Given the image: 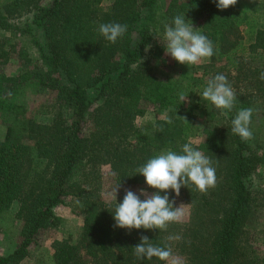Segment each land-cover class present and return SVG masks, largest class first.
Wrapping results in <instances>:
<instances>
[{
	"label": "trees",
	"instance_id": "1",
	"mask_svg": "<svg viewBox=\"0 0 264 264\" xmlns=\"http://www.w3.org/2000/svg\"><path fill=\"white\" fill-rule=\"evenodd\" d=\"M155 3L10 0L0 6V110L21 122V131L0 137V216L17 203L14 216L21 221L19 245L0 254V264H19L27 256L53 208L67 196L77 198L82 226L76 238L54 242V264H164L155 257H135L133 247L141 236L170 247L183 264H264L249 230L252 218L264 212V189L253 182L254 173L264 169V149L231 132L240 109L251 108L253 120L255 109L264 107V0H238L225 10L213 0H167L161 13ZM22 12L31 13V19L11 20ZM144 12L132 46L131 33ZM177 14L212 41L213 56L223 63V75L236 94L231 111L222 114L199 96L211 69L200 74L198 65L178 63L173 74L151 72L152 60L165 66L152 33ZM109 22L127 25L114 44L98 31ZM22 40L35 48V63ZM26 86L48 90L49 99L24 101L17 93ZM181 91L189 95L183 103ZM144 104L171 115L140 129L135 119L145 113ZM37 114L51 118L40 122L34 119ZM197 130L201 139L193 146L210 158L217 182L206 193L184 186L178 197L167 192L170 201L180 198L189 204L187 222L170 223L166 231L114 228L116 203L102 199L98 168L107 166L116 186L155 192L143 175H134L135 169L164 151L179 153Z\"/></svg>",
	"mask_w": 264,
	"mask_h": 264
},
{
	"label": "clouds",
	"instance_id": "2",
	"mask_svg": "<svg viewBox=\"0 0 264 264\" xmlns=\"http://www.w3.org/2000/svg\"><path fill=\"white\" fill-rule=\"evenodd\" d=\"M237 2L238 0H213L221 10L235 6ZM195 28L191 20H186L184 14H177L170 24L164 25L162 36L158 31L152 35L163 45L166 55L191 68L199 65L202 60L210 59L214 54L212 41L207 35L195 31ZM126 30L127 25L115 22L102 23L98 28L100 35L113 44ZM150 47L146 46L145 51H149ZM260 78L264 79V72L260 74ZM199 95L202 101L210 103L222 114H225V110L233 109L236 99V94L223 74H217L208 80ZM188 96L184 91L178 93L181 103L187 101ZM252 114L251 108L240 109L231 121V132L238 135L242 141H248L253 136L250 129ZM167 122L172 123L171 119ZM136 174L143 175L146 185L156 191L150 194L146 188H141L138 195L128 189L122 202L117 201L120 184L108 193L109 197L116 200L115 208L111 211L115 221L113 227L127 229L129 232L141 228L166 231L170 223L181 222L184 216L182 204L175 207V201H170L167 194L169 190H173L177 197L182 186L191 191L206 193L210 188H214L217 182L216 170L210 158L194 147L191 141L184 143L179 153L167 150L149 158L135 169L134 175ZM161 192L166 194L161 195ZM141 196L144 199H141ZM133 249L135 257L139 260H152L155 257L164 264H180L172 256L170 247L154 245L147 236H141V243Z\"/></svg>",
	"mask_w": 264,
	"mask_h": 264
},
{
	"label": "rangeland",
	"instance_id": "3",
	"mask_svg": "<svg viewBox=\"0 0 264 264\" xmlns=\"http://www.w3.org/2000/svg\"><path fill=\"white\" fill-rule=\"evenodd\" d=\"M10 0H0V6L5 2ZM49 0H38L39 4H46ZM112 0H102V5L107 6L111 3ZM167 0H156L154 10L157 13H161L166 5ZM21 15H15L11 18L12 21H24L31 19V13L22 12ZM147 12L143 13L139 20L136 22L133 32L131 33V44H134L138 41V31L142 27L145 22V16ZM194 27H196L193 24ZM164 26H161L159 29V33L163 34ZM195 31L200 32L197 27L194 29ZM154 41L156 42L157 47H161V57L165 60V66H163L160 60H152L151 61V72L156 73L161 76L162 72H171L175 73V69L178 70V62L172 59L170 56L165 54V49L163 45L154 37ZM23 47L27 49L28 52L32 55L33 63L37 61V53L33 46L26 42V40H22ZM21 41L20 45L21 46ZM222 62L220 59H215L212 56L210 59L202 60L198 65V71L201 74L204 69H211L210 74H206L203 76L204 83H207L210 80V77L214 74L215 71H218V74H227V72L222 68ZM229 76H233V73L229 74ZM206 86V85H205ZM201 85L199 92H202L205 87ZM36 86H26L20 89L17 93V96L24 97V101H37L42 100L46 101L49 99L50 93L48 90H37ZM93 89L89 92L90 97L93 96ZM198 95V93H197ZM200 96V95H199ZM201 98V97H200ZM202 99V98H201ZM145 113L141 116H138L135 119V124L140 129H145L147 127H151L153 122L156 119L167 118L171 115V112L168 110H163L159 108H153L147 104H144ZM64 115L66 118H69L68 111H64ZM50 116L47 114H37L34 116V119L40 122H48L50 120ZM20 118L15 117L14 115L0 110V137H5L8 133H13L16 131H21ZM250 129L253 133L252 138L249 140L251 145L258 150L264 149V107L260 105L254 111V118L251 120ZM199 139H201L200 130H197L194 136L191 138L192 143H196ZM78 169V168H77ZM101 174L102 180V189L101 196L106 202H115L114 197H109L108 193L111 191L113 187H115V183L112 181V172L107 166H100L98 168ZM253 182L258 185L261 189H264V169L259 168L257 172L253 175ZM141 188H146L147 191L151 194L152 190H149L145 186H133V187H120L117 193V201L122 202L123 197L126 194V190L130 189L136 192L138 195L139 190ZM141 199H144L141 196ZM182 204V208L184 211V216L181 222H187L190 215V206L189 204L183 202L180 198H176L175 207H179ZM17 210V203H13L10 207L6 216H0V254H8L13 251L18 245L20 241V227L21 221L18 220L14 215ZM53 217L49 219L47 226L43 230V232L39 235L37 242L29 247L27 256L19 263V264H54L53 262V244L56 240L61 238H65L68 236H72L73 239L78 236L82 226V212L81 208L78 204L77 198L73 196H67L64 201L53 208ZM250 234L255 238L254 242L256 245L260 247V253L264 255V212L262 215L257 216L256 218H252L250 221ZM175 259H177L180 264H183V258L177 255H172Z\"/></svg>",
	"mask_w": 264,
	"mask_h": 264
}]
</instances>
